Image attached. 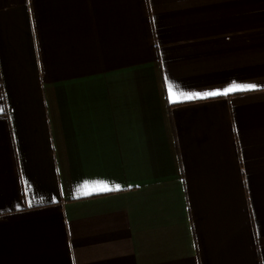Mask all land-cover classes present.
Masks as SVG:
<instances>
[{"label":"crops","instance_id":"crops-1","mask_svg":"<svg viewBox=\"0 0 264 264\" xmlns=\"http://www.w3.org/2000/svg\"><path fill=\"white\" fill-rule=\"evenodd\" d=\"M0 264H264V0H0Z\"/></svg>","mask_w":264,"mask_h":264},{"label":"snow or ice","instance_id":"snow-or-ice-1","mask_svg":"<svg viewBox=\"0 0 264 264\" xmlns=\"http://www.w3.org/2000/svg\"><path fill=\"white\" fill-rule=\"evenodd\" d=\"M236 90H239L237 88H230L228 90H226L224 93H220V92H213V93H207L206 95H209V96H215V95H226L228 94V92H232V91H236ZM188 98H191V97H188ZM100 190H108L106 186H104L103 188H101Z\"/></svg>","mask_w":264,"mask_h":264}]
</instances>
